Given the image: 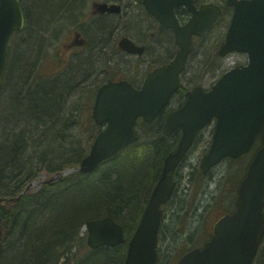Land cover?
<instances>
[{"label": "trees", "instance_id": "1", "mask_svg": "<svg viewBox=\"0 0 264 264\" xmlns=\"http://www.w3.org/2000/svg\"><path fill=\"white\" fill-rule=\"evenodd\" d=\"M84 1L88 0L32 1L35 13L39 15L36 14L35 24L30 22V31L36 32L35 26H38V30H45L49 26L51 31L54 27L48 18L55 9L60 11V17L69 16L73 20L69 30L78 25L87 36L93 37L92 33L89 35L86 31L92 25H106L102 31H108L110 36L119 29L117 16L110 17L108 24L103 17L91 20L86 17L88 4ZM221 8L217 21L202 37L193 41L192 52L197 54V69L186 70V87L203 84L209 78L217 77L224 69L223 58L217 55V50L229 23L231 8L224 3ZM176 13L181 19L188 15L181 7ZM136 17V13L128 16L132 30L140 29ZM165 33L162 36L166 38ZM98 34H95V39ZM100 44L95 43L86 54L88 58L82 60L78 68L82 74L96 70L92 54H96ZM162 44L165 56L159 58V63L166 62L171 54ZM111 46L114 49L113 43ZM144 58L138 59L137 63ZM101 67L99 73L107 68L110 69V77L120 76L135 81L131 79V72H124L118 67L114 69L108 61ZM49 70L40 73L30 71L18 78V83L13 84L14 87L18 86L17 90L14 89L6 99L13 100L14 105L11 107L6 102L9 114L6 121H0V124L4 123L0 128V138L3 132L13 136L5 141L0 139V182L4 185L0 188V196L12 198L3 203L5 206L0 205L2 223L8 230L0 264H123L126 243L91 249L86 244L85 236L79 235L80 228L90 219L109 216L121 225L124 237L128 239L160 176L163 160L175 149L180 132L176 130L170 137L164 136L163 115L151 123L138 119L135 124L137 141L102 161L92 173L83 174L80 170H74L44 183L36 192L28 191L15 198L18 186L34 179L41 170L53 175L66 167L78 166L101 128L88 114L99 82L92 80L89 84H81L83 77H76L73 68L55 73L52 70L47 72ZM77 88L80 89L78 93L72 92ZM185 91L186 88L181 85L174 100L181 103ZM24 112L32 116V122L27 125L24 123ZM199 140L203 141V151H206L209 138L198 135L196 142ZM259 144V137H256L247 154L237 159L226 158L229 165L217 178L213 191L208 193L204 189V180L211 181V173L205 177L194 167L185 175L190 185L185 191L179 187L182 179L179 169L175 172L177 186L169 201L162 206L156 264H172L183 253L201 246L209 238L214 221L233 209L238 184ZM30 145L37 151L25 155L21 149H29ZM206 194L209 197L204 200ZM258 262L264 264V239L256 256V264Z\"/></svg>", "mask_w": 264, "mask_h": 264}, {"label": "water", "instance_id": "2", "mask_svg": "<svg viewBox=\"0 0 264 264\" xmlns=\"http://www.w3.org/2000/svg\"><path fill=\"white\" fill-rule=\"evenodd\" d=\"M195 0H143L150 15L160 21L159 28L170 27L178 50L166 65L145 75L140 88L131 83L108 81L97 89L91 116L104 128L93 139L79 169L88 173L102 160L137 140L134 124L140 116L152 122L179 88L180 73L191 51L192 36H201L217 19L221 9L212 3L194 5ZM232 15L218 50L220 56L233 51L245 53L247 63L225 71L208 90L194 86L187 90L183 104L168 111L163 134L176 129L181 137L176 149L163 163L139 223L128 240L123 264H154L160 206L168 201L175 186L171 172L191 147L196 131L215 119L209 150L200 161L205 174L224 157L236 158L248 151L260 133V146L249 162L235 199V210L221 216L213 225L202 248L181 256L176 264H252L264 234V0H225ZM176 5L190 10L180 25L174 14ZM100 13H118L120 5L98 3ZM24 23L18 0H0V88L6 65V44L10 34ZM119 46L128 53H141L143 47L127 37ZM2 201V199H0ZM90 248L125 242L122 227L110 217L86 222ZM0 243V254L2 253Z\"/></svg>", "mask_w": 264, "mask_h": 264}, {"label": "rangeland", "instance_id": "3", "mask_svg": "<svg viewBox=\"0 0 264 264\" xmlns=\"http://www.w3.org/2000/svg\"><path fill=\"white\" fill-rule=\"evenodd\" d=\"M32 1H35V0H31V1L30 0H24V3L26 5H28V8H29V11L31 14L30 16L27 14L29 21H28V28L26 31V36L21 37L19 35V36L13 37L11 42H10V48L9 49H10L11 54L14 55V57L12 58L11 66H10V69L8 71V79H9L8 84L6 85L4 90L2 91V95L0 97V121H6V115L9 114V108L4 106L3 101L7 98L6 96L9 94L10 91L12 92V90H14V89H15L14 91L17 90L18 86H16V87H14V86L18 83L17 80H18V78L19 79L21 78L23 73H27L30 71L32 73H34L35 71H38V73H40V72H44V70L46 71L48 68L60 69V70L67 69V68H73L74 71H77V68L80 67L82 60L85 59L86 53L79 52L80 54L76 55L73 53L74 51H76V49H71V48L64 46L65 41L68 40L67 36L70 35L69 29H70L71 25L73 24V20L69 16L67 18L60 17L61 14H60V11H58V9L57 10L55 9L53 14L48 18V20L51 21L50 22L52 24L51 26L54 28L50 31L49 26H48V28H45V30L40 31V28L38 30V26L37 27L35 26V28H36V32L34 33L35 36H34V38L31 36V34H33V33L30 31V25H31V23L35 24V22L37 20V15H39L38 13H35V9H34V6L32 4ZM40 1H47V0H40ZM130 1H133V0H130ZM209 1H211V0H209ZM215 2L217 4L224 3L223 0H216ZM126 18H128V16ZM142 26L143 25L141 24L140 28ZM134 30H136V29H133V30L130 29L131 33L133 34V36H138L136 33H134ZM37 33L39 36H36ZM163 41L166 44V39ZM150 45H152L151 46L153 48L152 52L155 55V59H158V56L159 55L161 56V53L164 52V49L162 48L160 43H158V44L154 43V44H150ZM160 46H161V48H160ZM14 52H15V54H14ZM196 55L197 54L193 53V56L189 59V63H188L189 67L196 68V66H197V65H195V62L197 60ZM88 60H90V59H88ZM113 60L114 61L111 62V67H113L114 69H117V66H118L117 61H119L118 56L114 57ZM101 61L102 60L96 61L97 63L94 62L93 63L94 66H95V64L97 66L101 65L102 64ZM122 61H123L122 66L124 69H125V67L127 69L129 67H131L130 66L131 65L130 59L124 58V59H122ZM245 61H246V55L241 54V53H230L225 57L224 64L228 68L231 65H234L237 63H243ZM14 63H15V65H14ZM134 65L136 66L137 64L132 63V66H134ZM12 68H13V71H12ZM145 68H147L146 64L143 66V69H145ZM127 69H125L126 71H124V72H127L128 71ZM11 71H12L13 77H11ZM74 71H72V72L74 73ZM96 71H98V70H96ZM86 73H87V77L82 78V80L80 82L81 84H84V85L89 84L90 82H92V80L100 83L105 78V74H98L97 75L98 72H95V73L92 72L91 74H90V72H86ZM76 75H77V72H76ZM212 80L213 79H209L205 83V86H207L208 82H210ZM11 81H12V83H11ZM14 83H15V85H13ZM84 85H81V86H84ZM11 86H12V88H11ZM79 91H80L79 88L72 90V92H74V93H78ZM71 100H69V102H71ZM7 104L11 105V107H13L14 101L13 100L7 101ZM3 125H4V123H1L0 128ZM208 131H209V128L204 133L207 134ZM203 149H204L203 143H196L195 146L188 153L186 161L183 164V166L181 167V171H180V168L178 170V173L181 174V176H182L181 182L179 183V187L184 188L185 191H186V188L190 186L188 183V180L185 178V175L190 170H193L194 167H197V164H198V162L202 156L201 153H202ZM228 165H229L228 161L224 160L218 166H216L215 168H213L211 170V177H210L211 181H209L207 179L204 180V187H205L204 189L206 190L207 193L209 191H213L217 178L220 177V175L222 174V172L225 170V168ZM73 168L74 167L66 168L63 174L71 173L72 171L75 170ZM48 178H49V176L46 174V171L41 170L36 175V177L29 182L30 184L29 183L24 184L23 187L21 188V190L26 185L29 184V192L30 193L36 192L37 190H39L42 187L45 179H48ZM225 195H228V194L225 193ZM207 196L209 197L208 194L204 195L203 199L206 200ZM3 205L5 206V204H3ZM83 232H84V229L81 227L80 235H83ZM167 254L171 255L169 253H167ZM257 264H262V262L261 263L258 262Z\"/></svg>", "mask_w": 264, "mask_h": 264}, {"label": "flooded vegetation", "instance_id": "4", "mask_svg": "<svg viewBox=\"0 0 264 264\" xmlns=\"http://www.w3.org/2000/svg\"><path fill=\"white\" fill-rule=\"evenodd\" d=\"M20 4L22 6L23 0H19ZM140 1V0H139ZM203 1H209V0H203ZM85 4H88V6H90V8L88 9V13L86 15V17H90L91 19H98L100 17H103L104 19H107V24L109 23V20L111 18H114L115 16H117L118 18V22L117 24L119 25V29H116L114 32H116L117 36L115 37L114 34H112L111 36L109 35V39H110V43L107 45H100L98 48V52L99 54H102V56H96L95 60L97 61H101L102 65L105 61L109 62V59H111V51H114L115 49H117V52H115V55H124V58H127L128 56L131 57V67L128 68V70L132 69V63L134 64V59L132 57H140L143 56L147 57L146 54H150V58H147L149 61L155 62V55L153 54V48L151 47L152 45L150 44H158V43H163L162 45L164 46V48H166V44L164 43V39L165 36L163 37L162 34H164L165 30H169V29H162L159 30L158 29V22L153 19L150 18L149 14L146 12V10L143 8V5L141 3V5L139 6V2L138 0L136 1H130V0H121V1H110V0H88V1H84ZM95 2H107V3H111V2H116L121 6V14H112V13H95V9L96 7H94V3ZM137 10V11H136ZM135 13L137 14L138 17H136V21L139 22V24L143 25L140 29L136 28V30H134V33H136L138 36H133V34L130 31V23H128V19L126 18L127 16H131L132 14L135 15ZM111 17V18H110ZM79 26L76 25V27L74 26L71 31H70V35L67 36L68 40L65 42V46L66 47H71L73 49H76V53L78 52H84V53H89V51L92 49V46L97 45V43H104L106 42L108 39H106V37L104 38V42L102 41V38L104 35H108V31H102L99 32L98 36L96 35V39L94 38L95 34L97 33H93V37L87 36L85 33V31H81L79 28ZM144 27V29H142ZM170 31V30H169ZM20 33H24L23 31H21ZM103 34V35H101ZM101 35V37H99ZM122 36H126L128 38H130L134 43L136 44H142L144 45V51H142L141 55H129L126 54L124 51H122L119 46H118V39L121 38ZM118 37V38H117ZM108 38V37H107ZM114 38L112 41L111 39ZM111 43L114 44V49L111 46ZM152 53V54H151ZM86 55V54H85ZM85 58H88V56H85ZM122 62V61H120ZM135 63H137V60H135ZM122 66V63H120ZM148 66L147 63H144ZM149 65V67H150ZM97 66V65H96ZM141 68L143 67V64L141 62H139V65ZM123 67V66H122ZM98 68V67H97ZM125 69H127L125 67ZM103 72H107L105 69Z\"/></svg>", "mask_w": 264, "mask_h": 264}, {"label": "bare ground", "instance_id": "5", "mask_svg": "<svg viewBox=\"0 0 264 264\" xmlns=\"http://www.w3.org/2000/svg\"><path fill=\"white\" fill-rule=\"evenodd\" d=\"M31 1V0H30ZM110 1H121V0H110ZM133 1H136V0H133ZM106 25H97V26H93L92 25V27H90L89 29H87L86 31L88 32V34L90 35L91 33L93 34V33H99V32H101L102 31V27L104 28ZM142 29H144V27L142 28ZM41 31V30H40ZM104 31V30H103ZM34 33L35 32H33V34H31V36L34 38ZM103 35V34H102ZM36 36H39L38 35V33L36 34ZM106 37V39H108L106 42H104V38ZM108 37V38H107ZM39 40V39H38ZM102 41L104 42V43H101L100 45H107V44H109L110 43V39H109V35H104L103 36V38H102ZM98 52V51H97ZM96 52V54H92L93 56V59L95 60V58H96V56H102V54H99V53H97ZM94 53V52H93ZM90 57V56H89ZM97 60H95V62H96ZM97 63V62H96ZM79 68V67H78ZM77 68V76L76 77H80L79 79H81L83 76H84V73L82 74V71L80 72V70ZM76 72H75V74H76ZM23 116H24V123H25V125H27L29 122H32V116H30L29 114H27L26 112H24L23 113ZM25 127V128H24ZM23 128L24 129H26L27 127L26 126H23ZM26 131V130H25ZM11 138H13V136H12V134H10V133H6V132H3L2 134H1V140L2 141H5V140H9V139H11ZM33 144V143H32ZM37 148H34L33 146H29V149H27V148H22L21 150H22V152L25 154V155H27L28 153L29 154H32L34 151H37L36 150ZM82 159V158H81ZM81 161V160H80ZM80 161L78 162V166H76V167H74V169H77V170H80L79 169V166H80ZM66 168H68V167H66ZM65 168V169H66ZM64 169V170H65ZM64 170H62V171H57V172H55L53 175H58V174H60L61 172H63ZM94 171V170H93ZM93 171H91V172H88V173H84V172H82L83 174H90V173H92ZM31 181V180H30ZM29 181V182H30ZM29 182H27V183H29ZM27 183H25V184H27ZM0 184H1V182H0ZM30 184V183H29ZM29 184L28 185H26L22 190H21V188L23 187V185L22 184H20L19 186H18V188H17V190H16V196H15V198H19V197H21L25 192H28L29 191ZM10 185V184H9ZM4 185H0V188H2ZM11 186V185H10ZM0 199H2V201H9V200H11L12 198L10 197V196H0ZM1 217V216H0Z\"/></svg>", "mask_w": 264, "mask_h": 264}]
</instances>
